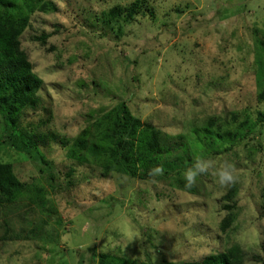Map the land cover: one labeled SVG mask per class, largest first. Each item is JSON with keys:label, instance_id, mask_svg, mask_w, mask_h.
<instances>
[{"label": "rangeland", "instance_id": "rangeland-1", "mask_svg": "<svg viewBox=\"0 0 264 264\" xmlns=\"http://www.w3.org/2000/svg\"><path fill=\"white\" fill-rule=\"evenodd\" d=\"M49 1L56 10H33L20 36L42 80L37 102L15 129L3 130L0 118V162L25 183L12 201L0 199V264H97L100 252L123 257L113 264H183L233 243L255 264L264 227V121L256 120L264 113V0H138L137 20L119 38L101 35L90 17L116 6L124 18L135 0ZM124 99L172 134L188 136L213 117L223 129L244 119L253 129L195 162L181 183L100 177L106 145H94L90 120ZM87 125L84 162L69 160L61 141ZM20 126L45 140L26 150ZM44 162L56 184L39 172L49 170ZM229 191L234 220L221 233Z\"/></svg>", "mask_w": 264, "mask_h": 264}, {"label": "trees", "instance_id": "trees-1", "mask_svg": "<svg viewBox=\"0 0 264 264\" xmlns=\"http://www.w3.org/2000/svg\"><path fill=\"white\" fill-rule=\"evenodd\" d=\"M138 4V0L133 1L124 18H122L123 10L116 6L106 12L92 14L89 24L96 26L95 22L101 21L99 26L102 29L101 35L113 32L115 38L122 37L125 26L134 24L137 20ZM33 10L46 12L56 10V7L49 0H0V118L3 130H7V127L15 129L20 113L37 102V92L42 85V80L33 71V65L20 41L22 31L29 21V13ZM112 21L114 26H110ZM44 42L45 39L42 43ZM261 42L263 46L264 41ZM137 61L138 58L135 57L132 62L136 64ZM258 97H264V89L260 91ZM257 117L256 120L264 121V113H259ZM90 122V126L95 129L97 135L94 145H106L101 155L104 157V164L100 177H108L114 171L131 178L136 176L139 180L158 176L170 177L179 183L189 169L196 168L195 162L220 154L222 151L231 150L236 143L248 140L249 137L246 136H249L248 133L253 129L249 121L245 119L237 124L235 130L223 129L215 123L213 117L202 127L192 128L188 136L184 133L172 134L164 131L154 122L143 120L135 115L129 107L128 99L117 102L109 109L98 111V115L91 117ZM18 129L20 131L16 135L19 138V145L26 150L36 149V139L45 140L46 134L42 137L35 133L31 134L24 126ZM92 136L93 133L89 131L87 125L69 141H61L66 157L74 161L76 157L80 159L77 160L78 162H84L80 156L87 142L91 140L89 137ZM39 157L42 158L41 155ZM44 165L49 170L42 166L39 172L44 173L49 184H56L58 175L55 176V171L51 170L54 166L47 162H44ZM24 186L25 183L14 174L12 165L0 162V199L4 202L12 201L22 192ZM231 196V191L223 196L222 209L226 210V214L219 224L221 233H226L234 220L233 209L236 204L229 201L228 198ZM260 237L262 254L254 255L252 259L256 263L259 261L264 264V227ZM111 254L100 252L98 260L96 259L97 264H113L109 261L111 258L123 259L116 252L114 256ZM249 260L240 244L233 243L222 250L206 255L201 261L183 264H250ZM137 264H161V262H154L148 258L145 262Z\"/></svg>", "mask_w": 264, "mask_h": 264}]
</instances>
